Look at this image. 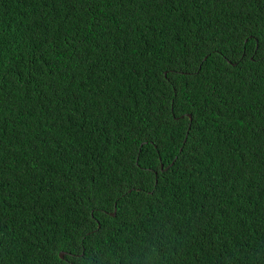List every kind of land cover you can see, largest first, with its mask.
<instances>
[{
    "label": "trees",
    "instance_id": "1",
    "mask_svg": "<svg viewBox=\"0 0 264 264\" xmlns=\"http://www.w3.org/2000/svg\"><path fill=\"white\" fill-rule=\"evenodd\" d=\"M0 264H264V0H0Z\"/></svg>",
    "mask_w": 264,
    "mask_h": 264
},
{
    "label": "water",
    "instance_id": "2",
    "mask_svg": "<svg viewBox=\"0 0 264 264\" xmlns=\"http://www.w3.org/2000/svg\"><path fill=\"white\" fill-rule=\"evenodd\" d=\"M190 116V115H189ZM186 139V138H185ZM163 167V165H161V168ZM113 215H114V213H112ZM59 256H60V258H63V256H64V253L63 252H60L59 253Z\"/></svg>",
    "mask_w": 264,
    "mask_h": 264
}]
</instances>
